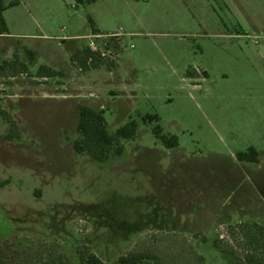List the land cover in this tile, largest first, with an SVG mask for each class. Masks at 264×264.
Here are the masks:
<instances>
[{
    "label": "rangeland",
    "instance_id": "1",
    "mask_svg": "<svg viewBox=\"0 0 264 264\" xmlns=\"http://www.w3.org/2000/svg\"><path fill=\"white\" fill-rule=\"evenodd\" d=\"M4 16L0 264H80L87 251L230 264L217 238L242 256L240 223L264 225V0H20ZM91 42L112 66L73 65ZM80 104L104 109L110 132L138 123L121 155L74 150ZM249 147L259 162L238 160Z\"/></svg>",
    "mask_w": 264,
    "mask_h": 264
},
{
    "label": "trees",
    "instance_id": "2",
    "mask_svg": "<svg viewBox=\"0 0 264 264\" xmlns=\"http://www.w3.org/2000/svg\"><path fill=\"white\" fill-rule=\"evenodd\" d=\"M77 4H91L98 0H75ZM20 0H0V35L8 32V25L4 16L6 9L16 6ZM93 34L99 35L94 20L90 18ZM101 50H93L90 46L76 50L72 55V63L79 70L88 71L109 63ZM32 58L34 53L30 51ZM23 67L26 68L23 64ZM41 68L38 74H42ZM46 75L51 76L57 72L51 68H46ZM78 122L76 125L79 138L73 141V148L77 153L87 154L98 162L107 161L111 155H121L124 151L122 140L134 139L138 123L135 120L129 121L126 125L118 128L115 132H110L104 109L95 108L88 104L78 105ZM0 115L12 125L10 116L0 106ZM145 120L158 119L157 115H147ZM155 135L163 142L167 148L178 146L179 140L176 135L163 133L162 128L154 127ZM10 138L12 133L7 134ZM237 158L241 162H259V153L254 147H249L247 151L237 153ZM240 236L245 242V251L242 256L237 257L235 253L229 252L220 245V239L214 241V246L219 249L230 264H264V225L258 223H240ZM156 256L148 252H133L119 256L114 264H157ZM3 264V263H1ZM80 264H111L103 261L98 255L92 252H80Z\"/></svg>",
    "mask_w": 264,
    "mask_h": 264
},
{
    "label": "built area",
    "instance_id": "3",
    "mask_svg": "<svg viewBox=\"0 0 264 264\" xmlns=\"http://www.w3.org/2000/svg\"><path fill=\"white\" fill-rule=\"evenodd\" d=\"M253 42H254V44H258V43L264 42V33H263V35H260V36L259 35L254 36ZM93 46H94V43L91 42V48L93 50H95V51L99 50V49H97V48H95ZM103 55H105V53H103Z\"/></svg>",
    "mask_w": 264,
    "mask_h": 264
},
{
    "label": "crops",
    "instance_id": "4",
    "mask_svg": "<svg viewBox=\"0 0 264 264\" xmlns=\"http://www.w3.org/2000/svg\"><path fill=\"white\" fill-rule=\"evenodd\" d=\"M100 35V34H99ZM91 44V43H90Z\"/></svg>",
    "mask_w": 264,
    "mask_h": 264
}]
</instances>
